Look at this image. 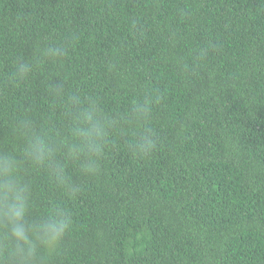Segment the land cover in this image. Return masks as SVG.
I'll use <instances>...</instances> for the list:
<instances>
[{
	"label": "trees",
	"instance_id": "16d2710c",
	"mask_svg": "<svg viewBox=\"0 0 264 264\" xmlns=\"http://www.w3.org/2000/svg\"><path fill=\"white\" fill-rule=\"evenodd\" d=\"M72 37L62 60L10 82L17 58ZM53 82L114 116L162 99L156 149L115 136L96 175L72 169L75 199L24 161L29 218L58 203L73 219L48 264H264V0H0V152L24 159L20 119L65 129Z\"/></svg>",
	"mask_w": 264,
	"mask_h": 264
},
{
	"label": "clouds",
	"instance_id": "9594fccd",
	"mask_svg": "<svg viewBox=\"0 0 264 264\" xmlns=\"http://www.w3.org/2000/svg\"><path fill=\"white\" fill-rule=\"evenodd\" d=\"M75 40L38 49L31 59L17 58L9 76L13 84L23 83L39 67L62 60L67 47ZM208 54L206 48L193 55L185 71L194 72ZM54 107L67 120L65 129L51 122L37 129L28 118L20 119L16 135L24 141L23 160L15 153L0 152V264H48L49 255L72 228L70 211L54 203L46 217L30 219L31 184L22 176L24 161L47 169L53 183L70 199H75L81 185L72 174L75 168L82 176H94L99 159L117 135L129 137V148L137 155L147 156L158 144L151 127L154 108L162 95L158 91L145 93L130 101L128 110L112 115L87 95L65 92L53 82L49 87Z\"/></svg>",
	"mask_w": 264,
	"mask_h": 264
}]
</instances>
